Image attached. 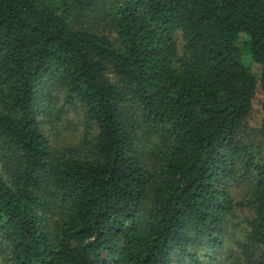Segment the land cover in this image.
<instances>
[{
    "label": "trees",
    "instance_id": "trees-1",
    "mask_svg": "<svg viewBox=\"0 0 264 264\" xmlns=\"http://www.w3.org/2000/svg\"><path fill=\"white\" fill-rule=\"evenodd\" d=\"M0 264H264V0H0Z\"/></svg>",
    "mask_w": 264,
    "mask_h": 264
},
{
    "label": "rangeland",
    "instance_id": "rangeland-1",
    "mask_svg": "<svg viewBox=\"0 0 264 264\" xmlns=\"http://www.w3.org/2000/svg\"><path fill=\"white\" fill-rule=\"evenodd\" d=\"M244 37H241V42L243 41ZM245 62L247 65H249L252 69V71L258 75L259 73V66L255 63H253L250 59L245 57ZM259 98L260 96L257 95V97L254 100L253 108H252V114H251V126H256L258 122V116H259ZM80 113H76L71 108H64L61 112V118L63 121L57 122L56 120V126L58 124L59 127L58 130L60 131V140L62 144L64 143H74L78 139L79 131L82 129V126L80 125ZM71 119V120H70ZM243 215H238L234 217L230 223L228 224V231L226 233L225 238V247L226 249H229L227 251H224L223 254L226 252L229 253V251H233L235 253L239 252V249L241 248L242 244L244 243V225L243 222L241 223ZM241 250V249H240ZM241 256V253H240ZM244 255L243 260L244 261ZM233 258V257H232Z\"/></svg>",
    "mask_w": 264,
    "mask_h": 264
}]
</instances>
